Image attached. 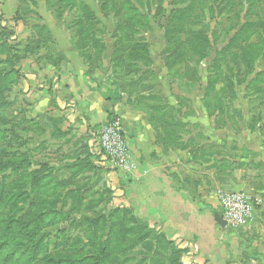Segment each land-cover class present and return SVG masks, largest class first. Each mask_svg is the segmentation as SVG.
Here are the masks:
<instances>
[{
  "label": "crops",
  "instance_id": "obj_1",
  "mask_svg": "<svg viewBox=\"0 0 264 264\" xmlns=\"http://www.w3.org/2000/svg\"><path fill=\"white\" fill-rule=\"evenodd\" d=\"M63 27L56 25V43H0L16 51L0 61L12 75L10 95L24 108L27 137L55 143L56 161H71L76 176L99 171L113 203L130 214L118 218V228L126 224L133 237L147 239L148 257L264 264V203L246 230L223 229L215 218V193L230 189L228 179L264 199V119L254 129L250 114L242 122L231 112L218 117L204 91L182 86L175 66L156 57L149 43H73ZM112 47L122 50L113 63ZM113 117L124 125L130 172L114 169L90 141Z\"/></svg>",
  "mask_w": 264,
  "mask_h": 264
},
{
  "label": "rangeland",
  "instance_id": "obj_2",
  "mask_svg": "<svg viewBox=\"0 0 264 264\" xmlns=\"http://www.w3.org/2000/svg\"><path fill=\"white\" fill-rule=\"evenodd\" d=\"M58 22L73 43H149L175 66L182 86L204 91L218 117L231 112L242 122L250 114L254 129L264 119V0H0V43H56ZM12 49L1 46L0 60ZM147 51L143 45L142 56ZM7 70L0 61V235H11L12 262L178 264L175 257H148L147 239L131 232L124 238L120 229L127 226L119 229L117 221L130 214L113 203L99 171L76 176L71 161H56L55 143L27 137ZM79 257L87 259L76 263Z\"/></svg>",
  "mask_w": 264,
  "mask_h": 264
},
{
  "label": "built area",
  "instance_id": "obj_3",
  "mask_svg": "<svg viewBox=\"0 0 264 264\" xmlns=\"http://www.w3.org/2000/svg\"><path fill=\"white\" fill-rule=\"evenodd\" d=\"M90 141L95 150L114 169L131 171L130 150L120 118L113 117L99 130L92 132ZM215 194L219 206L218 214L226 222V229L230 231L248 229L254 222L258 208L264 203L262 197L245 191L233 193L230 189L219 188Z\"/></svg>",
  "mask_w": 264,
  "mask_h": 264
},
{
  "label": "trees",
  "instance_id": "obj_4",
  "mask_svg": "<svg viewBox=\"0 0 264 264\" xmlns=\"http://www.w3.org/2000/svg\"><path fill=\"white\" fill-rule=\"evenodd\" d=\"M112 228L108 229V231L112 232ZM0 231H4L5 232V228H1L0 227ZM9 232V231H8ZM8 232L5 235H0V259L10 263V264H15L14 262H12L13 259H15V255H16V250L12 247L10 241H11V235H7ZM120 232H123V236L125 238L126 233H130L131 235H133V233L135 232V230L132 227H126L125 229H121ZM133 237V236H132ZM10 240V241H9ZM107 256V255H106ZM104 256V257H106ZM86 260L87 258L85 257H79L75 260L76 263H79L83 260Z\"/></svg>",
  "mask_w": 264,
  "mask_h": 264
},
{
  "label": "water",
  "instance_id": "obj_5",
  "mask_svg": "<svg viewBox=\"0 0 264 264\" xmlns=\"http://www.w3.org/2000/svg\"><path fill=\"white\" fill-rule=\"evenodd\" d=\"M108 97H109V94L107 93L106 94V98H108ZM228 186L230 188V191L233 192V193H242L243 190H244V185L243 184H239V183L235 182L232 179H228ZM215 218H216L217 222L221 225V227L223 229H225L227 224L223 220V218L218 213H215Z\"/></svg>",
  "mask_w": 264,
  "mask_h": 264
}]
</instances>
